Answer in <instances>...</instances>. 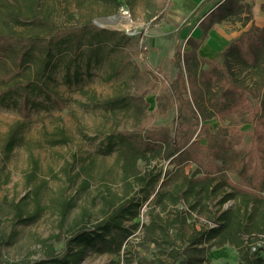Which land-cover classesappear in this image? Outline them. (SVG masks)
Returning <instances> with one entry per match:
<instances>
[{"label": "rangeland", "instance_id": "rangeland-1", "mask_svg": "<svg viewBox=\"0 0 264 264\" xmlns=\"http://www.w3.org/2000/svg\"><path fill=\"white\" fill-rule=\"evenodd\" d=\"M29 2L0 0V28L10 27L14 11L29 13ZM191 6L195 7L179 8L174 0H38V12L49 24L13 25L24 35L45 38L57 28L83 30L90 23L105 30L93 40L91 46L99 44V50L90 66L86 64L87 35L79 34V56L70 67L79 71L76 80L67 81L64 75L70 56L67 45L58 53L52 49L56 56L44 78L60 104L32 94L41 104L30 107L25 115L18 106L0 103V264H55L42 260L63 251L68 233L99 223L129 197L141 199L142 204L137 217L123 221L132 232L121 248L116 250L114 243L107 249L98 241L77 264H135L143 254L155 264L168 263L172 250L184 248L198 231L219 224L218 216L224 211L239 220L237 234L232 232L231 238L250 244L251 249L260 247L258 254L264 256L263 201L234 191L217 173L206 184L207 190L200 189L202 184L192 183L189 176H199L201 171L186 157L178 162L165 151L149 152L137 161L138 172L125 175L121 145L106 151L108 135L117 131L166 126L174 134L176 105L168 86L175 72L171 59L176 44L184 47L189 34L199 37L197 23L206 9L195 13ZM261 13L264 18V2L257 16ZM250 18L247 9L236 8L207 29L198 53L215 56L230 37L249 28ZM256 32L264 42V27ZM229 57L240 83L253 87L262 78L261 69L244 63L237 51ZM142 91L147 104L137 111L136 96ZM201 100L211 108L206 98ZM208 121L212 132L217 120ZM248 128L249 124H241L243 131ZM11 132L18 139L7 153ZM197 132L193 138L199 136ZM242 140L241 146L248 135ZM213 161L223 162L219 156ZM156 173L160 178L154 189L142 198L145 180L150 184ZM229 176L241 183L238 174ZM229 192L232 196L221 201ZM261 193L264 196V189ZM16 213L33 218L15 221ZM134 221L139 223L136 228ZM216 239L202 242L205 259L198 264H240L237 246L228 241L217 246Z\"/></svg>", "mask_w": 264, "mask_h": 264}, {"label": "trees", "instance_id": "trees-1", "mask_svg": "<svg viewBox=\"0 0 264 264\" xmlns=\"http://www.w3.org/2000/svg\"><path fill=\"white\" fill-rule=\"evenodd\" d=\"M16 3V0H8ZM38 0H30L27 14L20 10L14 11L9 16L11 25L7 29L0 28V103H10L18 106L21 112L28 114L30 107L40 105L34 100L32 94H41L49 103H61L57 92L49 85L44 77L49 75L50 67L64 45H67L70 56L65 65V78L67 81L76 80L79 71L70 67L79 56L80 33L87 35L86 41L90 44L86 52V64L90 66L92 58L98 54L99 44L91 46L96 37L104 32V28L90 23L83 30L77 28H57L48 38L39 35H24L13 28V25H48V19L38 12ZM204 4H201V6ZM233 7L212 10L198 22L201 30L199 37L189 34L184 47L176 44L171 62L175 68L174 76L169 81V90L176 105L175 132L166 126L143 127L144 131L121 130L108 135L106 151H111L115 144L122 147V167L127 175L128 171L138 172L137 161L146 157L149 152L165 151L178 162L182 157L193 160L196 171H201L199 176H189L192 183H201L200 189L207 190L206 184L217 175L246 197H254L264 202L261 191L264 189V42L256 32L263 26L253 22L249 28L229 39L222 49L214 56L207 57L198 53L200 42L204 39L207 28L214 22H219L233 12ZM81 30V31H80ZM56 52H53V49ZM237 51L244 63L257 66L261 69L262 78L253 86L247 87L240 83L231 68L230 54ZM26 68H29L26 70ZM141 94L138 100L137 111L147 104ZM206 98L211 106L207 108L202 102ZM143 102V105L140 104ZM161 108L166 107L163 99L160 100ZM210 118L217 120V127L211 132ZM249 124L246 131L241 129V124ZM197 136L193 138L194 133ZM248 135V140L243 144V136ZM206 142L202 143L201 139ZM18 137L16 132L8 135L5 147L9 153ZM219 156L223 160L218 165L213 158ZM236 173L241 177V183L234 182L229 176ZM214 173H217L214 174ZM142 176L141 178H143ZM160 178V173L152 177L150 184L145 180L144 194L147 198L154 189V182ZM165 179H162V183ZM229 192L221 201L229 199ZM141 199L129 197L120 202L99 223L91 227H81L67 234L64 249L60 254L50 255L42 262L55 264H77L90 246L100 241L107 249L119 250L124 240L132 232L123 225L125 219L137 217ZM241 211V208H240ZM241 216V212L239 213ZM228 211L218 216L219 224L198 231L182 249H174L170 253L172 260L159 264H198L205 259V248L200 246L203 241L213 237L217 246L228 241L237 246L238 261L242 264H264V256L258 254L257 247L251 249L250 244L242 240L234 241L232 232L237 234L239 220ZM17 220H30L33 215H14ZM138 221L133 222V227L138 226ZM118 237V240L116 239ZM145 244V243H144ZM143 246V244H142ZM146 248V244L143 246ZM135 264H155L154 260L144 254L135 259ZM230 264V263H225Z\"/></svg>", "mask_w": 264, "mask_h": 264}, {"label": "crops", "instance_id": "crops-1", "mask_svg": "<svg viewBox=\"0 0 264 264\" xmlns=\"http://www.w3.org/2000/svg\"><path fill=\"white\" fill-rule=\"evenodd\" d=\"M174 1L176 3V6H178L179 8H186V5H192V4L195 5V7L191 6V8H194L195 13H197L199 10H202V8H204V6H206V9H204L202 11V13L200 14L198 22L206 14L210 13V11H212L213 9L217 10V9H224L225 7H233L234 10L237 8L238 10L247 9L249 11V15H251V18H250V22H249L248 26H250V24L252 22L257 26H263V24H264V18H263L262 13H261V16H259V15L257 16L258 11L262 12L264 0H174ZM201 4H204V5L201 6ZM223 5H225V6L223 7ZM234 10H233V12H234ZM215 23H217V22L212 23L208 28H210ZM198 27H199V25H198ZM243 31H245V30H243ZM229 39L227 40V42L229 41ZM212 57H214V56H212Z\"/></svg>", "mask_w": 264, "mask_h": 264}]
</instances>
